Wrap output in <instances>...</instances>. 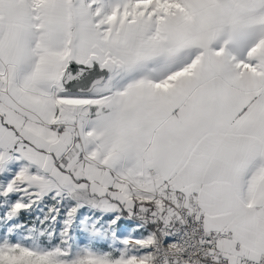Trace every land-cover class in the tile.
Returning a JSON list of instances; mask_svg holds the SVG:
<instances>
[{
	"label": "snow or ice",
	"instance_id": "obj_1",
	"mask_svg": "<svg viewBox=\"0 0 264 264\" xmlns=\"http://www.w3.org/2000/svg\"><path fill=\"white\" fill-rule=\"evenodd\" d=\"M0 264H264V0H0Z\"/></svg>",
	"mask_w": 264,
	"mask_h": 264
}]
</instances>
